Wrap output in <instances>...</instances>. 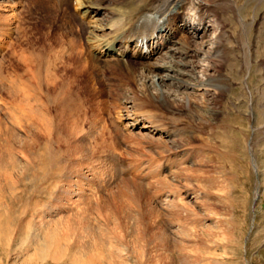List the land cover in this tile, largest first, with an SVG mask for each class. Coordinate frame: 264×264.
Instances as JSON below:
<instances>
[{"label":"rangeland","instance_id":"1","mask_svg":"<svg viewBox=\"0 0 264 264\" xmlns=\"http://www.w3.org/2000/svg\"><path fill=\"white\" fill-rule=\"evenodd\" d=\"M47 1L20 2L13 15L11 36L0 23V32L8 35L0 38V264H96L87 258L84 262L71 259L74 251L80 259L91 251L98 252L96 243L103 249L99 264H137L134 246L115 209L114 202L120 198L138 219L145 249L153 244L146 241L144 216L154 211L156 220L168 231L167 248L173 264H264V0H213L209 5L208 9L215 8L217 18L207 13L203 21L211 32L221 30L218 25H223L222 40L229 52L221 65L203 62L202 58L198 62L204 67L217 64L219 70L211 77L222 80L226 88L222 99L210 102L208 96L176 97L180 107L164 117L169 136L162 134L164 137L157 139L158 133H154L152 137L181 153L171 155L173 161L165 165L172 171L176 169L171 176L163 171L162 161L159 168L152 170L143 167L144 161L136 162L135 156L142 150L149 155L156 151V143L148 137L150 132L139 125L134 128V136L140 139L137 143L126 131L122 139L116 134L119 106L131 96L140 99L136 97L138 93L128 91L137 88L138 76L117 68L103 69L101 73L79 71L75 75V66L81 67L77 60L83 53H68L62 58L61 47H75V37L68 35L67 39L63 33L65 18L61 12L48 8L51 2ZM188 11L193 13L190 7ZM210 18L214 22H209ZM40 19L43 23L48 19L45 24L49 22L51 27L48 24L49 29L46 28ZM183 24L188 26L187 21ZM49 35L51 38H46ZM196 35L192 36L193 42L203 43V37ZM64 38L68 40L66 46ZM205 46L209 48L210 44ZM45 66L52 70L46 72ZM44 73L53 74L54 79L47 80ZM15 76H20L22 82L31 76L27 81L30 87L39 82L36 90L34 86L31 89L32 98L15 92ZM34 77L36 80H32ZM163 85L170 98L176 96L171 90L173 85ZM119 86L121 91L117 92ZM62 89L67 102L58 108L52 98ZM33 94H37V99L28 102L33 100ZM186 97L195 106L184 105ZM39 113L49 114L58 135H40L29 119V115ZM109 146L114 148L111 152ZM204 155L212 161H206ZM178 188L190 195L181 201L175 198L174 202ZM122 190L125 195L120 193ZM171 212H178L182 220L177 222ZM68 223L73 224L72 232L67 231L63 237L69 235L66 242L71 251L63 247L64 252L60 250L58 257L52 249L44 253L43 242L50 232L56 230L62 235V229L69 228ZM84 224L86 228L81 229ZM113 225L123 237L110 230ZM81 230L87 238L78 245ZM182 243L187 245L183 247Z\"/></svg>","mask_w":264,"mask_h":264},{"label":"bare ground","instance_id":"2","mask_svg":"<svg viewBox=\"0 0 264 264\" xmlns=\"http://www.w3.org/2000/svg\"><path fill=\"white\" fill-rule=\"evenodd\" d=\"M22 1H26V0H0V12L1 13L10 12L9 16H6L4 14L5 16L2 17V15H0L2 17V20L0 23L3 26H6L5 28L6 30L9 29V31L7 32L9 36H11L12 34L11 29H13L15 26V23H14L15 17L13 15L14 13H16L15 10L17 9L18 5L23 3ZM9 2H11L12 4H9ZM49 2H51V5L50 6L48 5V8H52L53 10L61 12L62 14L61 16L65 18V23H64L65 27L63 25L64 29L63 28L62 29L65 31L63 33L67 34V35L65 34L67 36V39L69 37L68 35H74L75 37L74 38L75 40L73 41V44L75 45V47H73L72 49L70 47V50H68L66 46V42L69 39L68 40L66 39L67 40L66 41L64 38L66 48L62 46L59 51V53L64 52L62 53V58L65 57L68 53H75V52L83 53L80 56L81 58L77 60L79 61L81 67L78 68L77 66H75V71H74L75 75L79 74V71H82V74H86L88 71H99L101 73V70L103 71V69H109L113 71L115 70V68H117V69H123L129 72L130 76L133 75L134 73L138 76L139 83L136 84L137 88L131 87L130 89L132 90L129 89L128 91L132 92V94L135 92L138 93L140 96L139 95L138 96L135 95V96L137 98L140 97V99L136 100L134 97L128 96V99L130 97V100H127V101L125 100V101L127 104L130 103L131 105L128 104L129 106H127L124 101L122 105L119 106L120 108L116 114V117L119 123L116 134H117V137L121 136V139H122L125 135L124 131H126V133L128 134V137L131 138L134 143H137L140 139L134 136L135 132H133V129L137 128L138 125H139V128L146 129L148 132L152 134V135L150 134L149 136L148 135L147 136L149 137L150 142L156 143L154 145V147L156 148V151L153 152V154L149 155L148 153H145L144 150H142L141 153L136 154L135 156L137 158L136 162L138 161L139 163L141 161H144L143 163H145V165H143V167L145 169L152 170V169H156V167L159 166V162L161 163L162 161L163 163L162 169H163L166 163L168 162L171 163L173 161L174 158L171 155H177L178 153H180V151L173 150L174 148L171 147L169 143H165L164 145H162V143L153 141L152 137H154L153 136L154 133H158L157 139L164 137L162 136V134H167L168 132L167 124L164 122V117L166 114L170 112V110L171 111L178 110V108L180 107V102L176 97L178 95H183V96L188 95V96H191L192 98H194L196 95L203 96V98L208 96L209 102L223 98L222 93L226 88L225 83L217 77H214V78L211 77L215 75L214 73L216 71L219 70L217 68L218 65L217 64L213 65L212 63H210L204 67L202 66V64L198 62V60L202 58L201 60L203 62L208 60L212 62H218L221 65V63L225 62L226 53L229 52L226 46H224V43L222 40L221 30L223 29V25L222 24L218 25L221 30H216V31L211 32L206 27L207 22L203 21L204 16H206L207 13H209L212 18H215V19L217 18V13H216L215 8L208 9L209 5L214 1L213 0H49ZM32 3L34 2L31 1V4ZM34 5L32 7H35ZM216 5L217 4L215 3L214 6ZM189 7L193 9V13H190L188 11ZM37 9L39 8H36V10ZM36 12L37 11H35V13ZM39 14L40 13H38V15ZM38 15H36L35 18H37ZM51 16H53V14ZM61 16L58 15L59 18H61ZM212 18L209 19V22H214V19ZM53 19L54 18H52L51 21H53ZM37 20H39V18ZM30 21H33V20H30ZM42 21L44 22V20H41L40 23ZM186 21L188 22L187 27H185V24H183ZM26 23L28 24V21ZM33 23L31 22L29 24L33 25ZM36 23L37 22H35V24ZM45 23L43 24L47 28L49 22L47 25ZM35 27H32V28H35ZM36 29H38V27ZM59 31L60 30H58V32ZM45 33H46V30H45ZM136 33H139L141 36L148 37V38H144V39H147V41L149 40L146 43V49L148 50L147 53L143 52L144 51L143 45H140L141 50H139V48L137 47L138 43L136 39H131L133 36H135ZM195 33L198 36L203 37V43H199L198 41L195 43L193 42L192 36L194 37ZM154 34H156V38L151 37ZM63 35L61 34L62 37H64ZM7 36L8 35L6 34V31L0 32L1 39ZM122 37L129 39L123 45L120 44L119 42V40ZM46 38H51V37L49 35V37H46ZM61 38H60L59 43L62 42ZM207 42L210 44L209 48L205 46ZM73 44H71V46ZM56 51L57 49L55 50V52ZM248 52H249V45H247L245 49L246 58H248ZM143 55H145L146 57L142 58ZM54 56L56 57L55 54ZM132 56H135V58H132ZM37 58H40V57H37ZM55 60L57 59L55 58ZM247 62H250V61L247 60ZM43 70H44V67H43ZM51 70L52 68H50V66H45L46 72H50ZM158 70H161V73H159ZM33 75H36V74L34 73ZM45 75L44 76L47 77L46 78L47 80H48V77L49 79L52 78L51 80L54 79V76L51 73L49 74L46 73ZM18 77H16L17 79L16 82L18 83V85L16 83L17 89L15 92L17 94H19L18 92L27 93L26 98L28 99L32 98V95L30 94L31 89L33 88V86H34V89L37 88L36 86H38L39 84L38 80L40 81V79L39 78L37 79L38 84L35 82V85H32L30 87L27 81L30 80L31 76L30 78L28 77L29 79L28 78L26 79L27 83L22 82L23 80L19 81ZM35 77L32 78V80L33 79L36 80ZM164 83L173 85V88H171V90L175 92L176 96L170 98L169 96L170 94H168L165 90V87L163 85ZM34 89L32 91H34ZM38 90L39 89H37V92ZM62 91L63 89L58 94H54L52 98L53 104L58 108L62 106L63 102H67V98H66L67 96L62 95L61 94ZM120 91H121V86L117 87V92H120ZM62 93L65 94L64 92ZM36 95L37 94H33V100H27V101L33 102L34 100L37 99ZM183 100H184L183 101L184 105L195 106L194 103L191 104L192 101L190 102V99L188 97L184 98ZM202 102L206 103L207 101L204 100ZM73 103L77 104V101L76 100L74 101L73 99ZM122 110L125 112L124 114L121 113ZM169 115H172V114H169ZM29 119L32 120L35 126L38 127L39 131L41 132L40 135L42 136L44 135L46 138L52 137V134L56 136V134L58 133L57 130L55 131L56 133L54 132L53 129H56L54 126V121L51 119L48 113L47 114L46 113L31 114L29 115ZM34 131H36V129ZM30 132H32V130ZM40 132L37 131L38 134ZM35 134L34 136L36 137ZM167 135L169 136V134ZM111 139L114 140L113 137ZM186 141L185 143H187ZM189 141L190 140H188V143H190ZM99 142L101 143V141ZM127 142L128 144L132 145V142L130 140H127ZM248 142H249L248 148L251 150L250 147H252L251 145H253L251 139ZM108 143L107 145L114 144V143H110V144ZM101 144H103V142ZM174 144H176V142ZM116 145H118V142L116 143ZM178 145H180V143H178ZM109 147L111 148V146ZM109 147L107 148L108 150H109ZM149 147H151V145ZM112 149H114L113 146L109 151L111 152ZM185 150L187 149L184 148V152ZM205 156H206V159H205L206 161L208 158H209L208 161H212L211 160L212 158L210 159V156L204 155V157ZM199 162H202V160ZM253 162L255 163L254 160ZM163 171L166 172L167 175L171 176L172 173L176 171V169L172 171L170 168L165 167ZM150 177L152 178V176ZM180 191H181L180 188L176 189V193L178 192V194L176 195V197H174V202H176L175 198L181 201L190 195V193L188 192H183L182 190L180 193ZM120 193L124 194L125 191L122 190ZM112 198L116 199V197L114 196ZM71 203H74V200L71 201ZM114 205H115V209L117 210V212L120 214V216L123 219L122 221L123 230L126 234L129 235V239H130L129 241L134 246V249H135L134 251L136 254L135 262L137 264H164V263L173 264L172 260L170 259V255L168 254V248H167L168 246L167 232L168 231L167 229L164 228V225L162 223H159V221L156 220L154 211L150 210L147 213V216L146 215L144 216L145 221H146V231L148 232L147 233L148 235L146 236L147 238L146 241L147 243H151V245L153 244L148 249H145L141 242L142 240H141L140 235L142 234H140V231H139L140 224L138 223V219L136 218L135 213L133 214L132 211L126 208L128 207V203L120 198L119 201L114 202ZM182 206L184 207V204ZM170 215L177 222L182 220L178 212H174V213L171 212ZM68 224H70L69 228L62 229L63 231L62 235H61V232H57L56 230H52L50 232L48 238L43 242V247H42L43 252L44 251L47 252L49 251V249H52L54 256H57V253H59L60 250H63V247L65 251L68 249L71 251V249L69 248L70 245L66 242L67 238H69V235L65 238L63 237L68 234L67 231L72 232L73 224L72 223H68ZM113 227H110V230L114 232L116 231L121 237H123V233H121L120 230L119 231L116 230L114 225ZM84 228H86L85 224L82 226L81 229H84ZM191 235H193V233ZM130 236L136 238L137 241L135 242L133 239H131ZM82 238L84 239L87 238V234L86 233L84 234L83 230L80 231L79 236L77 238L78 245H81V243L83 242ZM77 240H76V243H77ZM184 243H187V242H184ZM96 245H97L96 248L98 249V252L91 251L89 254L86 255L84 259H80V257L76 255L78 252L74 251V254L71 253L72 254L71 259L73 261L78 260L79 262V260H81L80 262H84L85 259L87 258L91 263L99 264L100 262L99 259H101L100 256H101L103 249L101 248V245H99L98 243H96ZM182 245L184 247L185 244L182 243ZM175 246L177 245L175 244ZM177 251L179 252L181 250H177ZM185 253L187 254V252ZM185 253L181 255L185 256L186 255ZM62 254L64 255V253ZM62 254H60V256H62ZM36 255L38 254H35V256ZM186 256H188V254ZM50 258H52V256ZM72 260L71 262H73ZM107 264H113V263L111 261L110 263L107 262ZM119 264H123V263H119Z\"/></svg>","mask_w":264,"mask_h":264}]
</instances>
